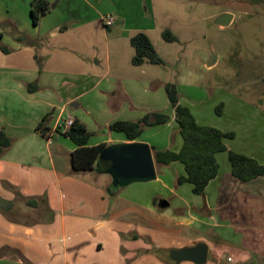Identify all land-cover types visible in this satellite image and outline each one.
I'll list each match as a JSON object with an SVG mask.
<instances>
[{"label":"rangeland","instance_id":"374dc122","mask_svg":"<svg viewBox=\"0 0 264 264\" xmlns=\"http://www.w3.org/2000/svg\"><path fill=\"white\" fill-rule=\"evenodd\" d=\"M39 1L49 4V12L38 14L35 26L30 10ZM226 14L232 19L220 26L217 19ZM108 17L114 20L111 27L104 26ZM165 29L176 42L163 39ZM138 33L149 38L162 64H131L134 50L129 41ZM213 57L216 64L207 67ZM41 66L53 78L47 92L55 99L83 94L77 110L67 109L86 121L91 142L120 136L106 128L116 122L112 105L122 108L118 121L126 119L132 100L170 115L164 88L173 84L179 103L201 125L234 133V140L229 141L234 148L241 143L246 119L264 110V0H0V76L28 77ZM244 79L248 80L249 92L244 94L248 98L240 95ZM108 87L116 96L106 99ZM49 114L55 119L58 112L50 110ZM171 127L169 136L175 141L174 122ZM263 133L262 129L258 132ZM39 142L30 141L28 149L36 154L52 151L55 170L51 177L33 170L24 171L19 179L12 176V168L0 165V198L12 206L0 209L4 222L0 223V262L175 264L169 260V251L201 239L216 245V252L207 254L206 264L241 263V248L223 242L210 228L202 231L178 224L172 214L176 202L193 199L202 204L203 199L186 189L191 188L189 184L176 191V199L167 194V190L174 191L182 170L177 169L179 163H154L158 183L113 186L104 174H73L69 156L65 165L55 155L58 143L44 148ZM107 144L117 145L113 140ZM60 145L63 156L68 147ZM160 184L166 191L160 198L169 207L162 211L152 203V208L140 206ZM227 256L233 261L228 263Z\"/></svg>","mask_w":264,"mask_h":264},{"label":"crops","instance_id":"0c3cea01","mask_svg":"<svg viewBox=\"0 0 264 264\" xmlns=\"http://www.w3.org/2000/svg\"><path fill=\"white\" fill-rule=\"evenodd\" d=\"M215 64L216 60L212 66ZM52 79L51 76L47 75L44 66L38 68L28 77L10 75L5 78L4 76H0V132H3L11 140L10 147L0 155V165L12 168L14 170V175L12 176L15 178L20 179L24 171L33 170L41 171V173L45 174V177L47 174L50 177L54 174L55 165L52 151L47 152V149H45V151L42 150L36 154L28 149L30 141H40V144H44V148L52 146L54 142L58 143L54 152L55 155H58L59 163L66 165L67 156H69L70 163V154L76 147L69 138L62 134V131H57L60 123L65 118L79 120L86 127L87 131L91 132L86 121L79 114L77 115L76 112L72 114L67 109L68 107H72V109L77 110L80 107L78 103L81 99L80 96L83 94L66 95L63 101L60 98L57 100V98L55 99L50 94L51 92H47L49 88L47 84H50ZM261 82L264 84V77L261 78ZM247 83L248 80L246 79L242 81V86H240L241 98H248V95H244L246 92H249ZM104 94L106 99L116 96L111 87H108ZM121 98H124V100L128 99L127 96L123 95ZM110 107L114 110L112 111L115 118L114 121L120 120L116 116L122 108L120 106L116 108L117 104ZM139 109L141 112H138L140 114L138 116L136 112ZM50 110H56L58 114L55 119H51V114H49L50 120L47 122L48 128H50L49 135L44 136L36 127ZM126 112L127 117L124 121H137L147 114L160 113L161 111L154 108V106L148 107V105L142 102L134 103L132 100L127 106ZM65 113L67 114L64 116ZM247 115L249 116L250 114L247 112ZM168 116L169 122L167 124L146 127L137 140L126 141L121 134L116 138L109 135L96 142H91L90 140L89 145L94 146L99 143H108L112 140L117 145L140 142L147 144L154 151L172 150L177 152L181 147L182 141L179 138L180 136H178L179 134L176 135L175 141H171V135L169 136L170 131L173 130L171 125L174 122V112L172 109ZM242 116L245 118V113ZM246 121L241 143H238L237 147H230L229 141H233L235 135L232 132H223L234 135L232 139H226L224 144L228 150L245 155L255 160L264 168V133L258 134L261 129L264 131V110L260 116L258 113H254V116L250 120L246 119ZM109 137L112 139H109ZM60 144L68 147L67 154L63 156H61V152L64 148ZM151 152L153 155L152 150ZM215 158L219 166L218 174L205 188L202 204L193 202V199H191L190 203L176 202L172 214L178 218L180 226L202 231L205 227L210 228L213 233L215 232L221 236L217 235L223 242H231L239 246L242 250L240 256L242 260L239 264H264V175L248 182L238 181L231 174L227 154L220 153ZM170 165L177 164L172 163ZM177 169H182L181 172L179 171L178 176L184 175L182 165L181 168L178 167ZM93 175L95 174H91V176ZM104 175L110 177L106 173ZM154 181L158 183V177ZM183 185L178 187L175 185L174 191L172 189L167 190V194L173 195L174 199H176V191L178 189L181 190ZM186 189L191 191V188ZM165 192L164 186L160 184L159 188H152L146 194L144 201L140 195L139 197L142 201L139 205L152 208L150 204L152 203L154 207L155 202L157 206L155 208L163 211L169 207V202L164 198H160L163 197ZM2 200L7 201L5 199ZM162 200L168 202V207L165 209L158 208V203ZM133 204L137 205V203ZM0 223H4L1 215ZM11 227L14 228L15 226ZM13 228H9L8 231L10 232ZM198 242H203V240L198 239L195 242H190L189 247ZM205 244L208 247V253L210 250L216 252V245L210 244L207 241H205ZM122 259L125 261L123 257ZM226 261L230 263L233 259L227 256ZM0 264L5 263L0 262Z\"/></svg>","mask_w":264,"mask_h":264},{"label":"trees","instance_id":"16d2710c","mask_svg":"<svg viewBox=\"0 0 264 264\" xmlns=\"http://www.w3.org/2000/svg\"><path fill=\"white\" fill-rule=\"evenodd\" d=\"M30 15L32 23H38V14L44 16L49 12V4L39 1L31 4ZM37 10V12H36ZM162 37L167 42H176L177 38L168 29L162 32ZM130 46L134 50L131 64L141 67L144 64L160 65L162 60L158 57L152 43L144 33H138L130 39ZM8 53L6 49H1ZM170 108L174 112V123L182 144L177 152L172 150L154 151L153 160L156 165L168 166L179 163L183 167L184 175L178 176L175 185L189 184L191 192L195 196H203L207 185L216 178L218 174V163L215 156L226 153L231 168L232 176L241 182H248L264 175V168L255 160L228 150L224 144L226 139H232V133L200 125L191 113L190 109L179 103L176 86L167 84L164 88ZM48 116L43 117L36 129L44 136L49 135L47 125ZM169 116L161 113L147 114L137 121H116L107 127V131L124 136L126 141L137 140L146 127L167 124ZM57 131H62L59 126ZM64 136L74 143L75 149L70 154V168L73 174H104L110 166L109 162L99 160L100 153L113 145L99 143L89 145L92 133L77 119H73L68 130L62 132ZM11 145V140L0 132V155ZM110 194L114 192L110 189ZM112 192V193H111ZM31 204V202H29ZM154 206H156L154 202Z\"/></svg>","mask_w":264,"mask_h":264},{"label":"water","instance_id":"95a60500","mask_svg":"<svg viewBox=\"0 0 264 264\" xmlns=\"http://www.w3.org/2000/svg\"><path fill=\"white\" fill-rule=\"evenodd\" d=\"M232 19L231 15H223L217 19L220 26H227ZM215 62L213 57L207 64L211 67ZM99 160L109 162L106 171L112 179V185H126L135 182H149L156 178L155 164L150 147L145 143L133 142L113 145L104 149ZM10 203L0 199V209L10 207ZM168 202L162 200L158 208L165 209ZM208 247L203 242H198L191 247L169 251V260L175 264L189 262L192 264H206Z\"/></svg>","mask_w":264,"mask_h":264},{"label":"built area","instance_id":"2783aa9c","mask_svg":"<svg viewBox=\"0 0 264 264\" xmlns=\"http://www.w3.org/2000/svg\"><path fill=\"white\" fill-rule=\"evenodd\" d=\"M113 23L114 20L108 17L104 22V26L111 27ZM72 121H73L72 118H65L64 120H62V122L60 123V126L62 127V132H65L66 130L69 129V127L72 125Z\"/></svg>","mask_w":264,"mask_h":264}]
</instances>
